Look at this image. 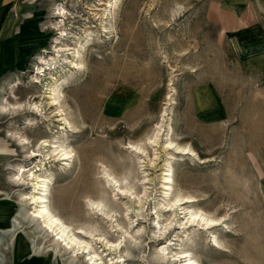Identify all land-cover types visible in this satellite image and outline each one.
I'll return each instance as SVG.
<instances>
[{"label": "rangeland", "instance_id": "1", "mask_svg": "<svg viewBox=\"0 0 264 264\" xmlns=\"http://www.w3.org/2000/svg\"><path fill=\"white\" fill-rule=\"evenodd\" d=\"M105 2L0 0L1 232L30 207L31 177L13 181L12 167L23 164L51 178L50 209L88 241L97 264H178V249L200 264H264V0H119L106 28ZM61 6L63 48L80 38L81 70L70 67L69 50L56 51L61 18L52 15ZM40 57L54 74H36ZM54 78L62 95L50 106ZM59 108L63 149L73 154L63 170L39 144L60 139ZM167 132L193 153L169 159L173 184L163 200ZM33 150L40 155L28 157ZM176 195L196 201L163 207ZM184 206L219 222L186 225ZM21 223L16 241L33 244L16 249L24 260L15 264H87ZM4 245L6 264L13 247Z\"/></svg>", "mask_w": 264, "mask_h": 264}, {"label": "bare ground", "instance_id": "2", "mask_svg": "<svg viewBox=\"0 0 264 264\" xmlns=\"http://www.w3.org/2000/svg\"><path fill=\"white\" fill-rule=\"evenodd\" d=\"M119 0H106L104 3V8L102 9L103 12L101 13V25L104 26V21L107 20L111 15L109 14L108 8L113 9L118 5ZM65 16H66V10L63 6L59 7L57 11L52 15V17L55 18H61L60 21L56 24L54 27H60V36L56 38V51L62 52L63 50H69V54H71V58L69 60L70 67L76 68L81 70V62L78 61V58L80 57V50L79 47H83L84 44H81L80 38H78L75 41V44L73 47H67L63 48V38L66 35V32H64L65 28L63 29V24L65 25ZM106 28V27H105ZM54 29V28H52ZM67 36V35H66ZM88 42V41H87ZM60 44V46H58ZM40 63H43L45 67H39L37 68L36 74L39 75H46V71L49 70L48 73L54 74L52 71L55 69L51 64L53 63H46L42 57H40ZM61 80V79H60ZM63 82H59V78H54V81L50 85L49 88V99L48 105L53 106L57 105L59 102L60 95H62L61 86ZM5 105H3L4 107ZM38 109V108H35ZM34 109V110H35ZM19 109L17 106L10 108L8 111L17 112ZM34 110H30L32 113H36ZM39 110V109H38ZM7 111V109H6ZM57 116L59 118L57 121H59L58 126V135L60 134V139H52L42 140L39 144L40 145H49L50 152L48 153V156L50 158H54V160L59 161L61 168L63 170V161H65V164H67L68 161H70L73 158V154L70 150L63 149V121H65V118H63V109L59 108L57 112ZM163 126L158 127V131L156 132L155 136H158L162 134ZM16 134L11 135L14 139L16 138V141L18 144L26 148L29 144V141L27 138H21L18 137ZM57 135V138H58ZM166 142H165V148L170 149L171 151L168 152L169 156L165 160L163 164V169L161 173V190H162V198L163 200H166L167 196L169 195L170 190L172 189L173 184V171L171 166L169 165V159L174 157L173 155L175 153H178L180 155H186L193 153V149L189 146H182L176 143L172 138L169 137V132L164 134ZM55 137V136H54ZM131 148L135 152H142L143 148L140 144H131ZM38 151V150H37ZM39 153L35 152L33 150L32 152L28 153V157L38 156ZM12 167V165H11ZM37 167V166H34ZM13 171H14V184L15 185H23L21 183L22 176L28 175L31 177V192H29L28 200H29V208L26 209L21 214H16L15 216L11 215V217L8 220L7 228L2 230L0 228V246L1 244H5L4 247H6L8 250L11 248L9 245H12V249L10 253H12L11 257H8V262L6 264H15L16 261H22L24 260V257L17 258L16 255V249L18 248V251L24 252L28 248L30 249L33 240H30V238H23L16 241L15 239V232L20 226L22 227L21 222H25L30 224L37 233H41L43 237L50 236L53 241L56 243L55 251L63 252V250L67 253L73 254L75 257L76 255H81L84 260H86L87 264H97V260L95 259V255H91L89 251L86 252L89 244L88 241L81 239L76 236L75 232L71 231L69 225L66 224V222L63 221V217L58 214L57 212H54L50 209L51 205L49 203V190L51 185V178L44 174H35L34 168L27 169L23 164H16L14 165ZM104 173H107L106 171ZM109 176L110 174L107 173ZM111 176V175H110ZM108 181H113V178H109ZM22 198L26 199V195L24 193L21 194ZM162 200V201H163ZM167 202L163 201V207H171L175 204L178 205H184L187 203H191L196 201V198L191 195H176L174 197H171L167 199ZM102 203V200L97 201H91L92 207H99ZM188 207L184 206L182 207V213L184 214L186 218V225L193 226L197 225L204 229H211L214 226H216L219 222L218 219H215L211 216H209L207 213L202 211L201 209H192L188 210ZM6 210V208L4 209ZM17 212V208L15 210ZM183 224V223H181ZM27 228V227H26ZM32 228V229H33ZM34 230V231H35ZM26 232V231H23ZM33 237V235H32ZM40 240V239H39ZM215 243L217 242L214 240ZM35 242V241H34ZM41 243V242H40ZM162 249H164V246H162ZM71 256V257H73ZM172 260L175 262H178V264H200L197 259L192 256L191 252L187 249H178L176 252L172 254ZM117 260L116 263L118 262ZM5 260L3 261V254L0 251V264H4Z\"/></svg>", "mask_w": 264, "mask_h": 264}]
</instances>
